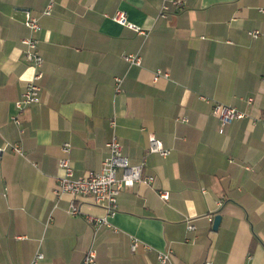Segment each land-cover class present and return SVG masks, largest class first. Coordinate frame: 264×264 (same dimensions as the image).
Returning a JSON list of instances; mask_svg holds the SVG:
<instances>
[{
    "label": "crops",
    "instance_id": "1",
    "mask_svg": "<svg viewBox=\"0 0 264 264\" xmlns=\"http://www.w3.org/2000/svg\"><path fill=\"white\" fill-rule=\"evenodd\" d=\"M48 2L0 0V264L37 253L40 264H82L91 247L97 264H158L168 249L172 264H264V38L248 37L264 35V0H187L166 19L163 0H56L44 16ZM118 11L146 36L117 24ZM27 12L41 26L44 75L40 102L17 114L34 73L21 43ZM160 70L168 77L153 81ZM215 102L247 117L221 130ZM112 119L125 157L154 182L125 188L110 226L94 231L86 218L104 210L87 199L81 216L67 213L71 197L54 194L58 162L69 143L75 176L100 171ZM151 136L168 156L148 153ZM131 238L151 250L132 252Z\"/></svg>",
    "mask_w": 264,
    "mask_h": 264
},
{
    "label": "built area",
    "instance_id": "2",
    "mask_svg": "<svg viewBox=\"0 0 264 264\" xmlns=\"http://www.w3.org/2000/svg\"><path fill=\"white\" fill-rule=\"evenodd\" d=\"M163 4L160 10V16L162 18H168L172 10L183 11L187 5V0H163ZM56 0H49L46 9L43 11L44 16L52 15L53 9L55 7ZM113 20L128 29L134 30L142 36H146L147 31L143 30L135 24H131L128 21L127 16L124 12L118 11ZM24 26L29 30L30 36L22 40L23 53L25 59L30 64L31 68L34 70L32 78L29 80L21 99L16 102L15 107L17 114L22 113L26 108L31 105L38 104L40 102V81L43 79V64L44 59L40 54L38 41L35 39L34 35L39 33L41 26L39 24V19L32 16L29 12L25 15ZM248 37L251 39L264 38V35L258 30H252L248 32ZM125 61L131 66H140L141 59L138 55H124ZM161 77H168V74L163 73L161 70L154 74L153 81L158 82ZM115 92L119 93L121 91L122 79H115ZM253 99H248L247 104L253 105ZM212 115L218 118L220 122L221 130L228 126L231 122L235 120H243L247 115L244 112H240L238 109L232 106H226L221 103L215 102L213 104ZM178 121L188 122L185 118H178ZM262 124H264V117L258 118ZM12 122L16 125H20L21 122L18 116L12 117ZM110 130L111 138L106 143V157L104 158L101 169L98 172H89L85 177H77L72 169L71 162L69 159V154L71 152V146L69 143L63 144L61 151L63 157L59 160L58 166L61 170V175L57 179V186L54 190L56 197L62 195H68L71 197L70 207L67 213L70 216L77 217L81 216L79 202L85 201L87 199L91 200L92 205L102 208L105 212V216H87L88 223L92 226L94 231H98L104 226H110L108 219L113 217V215L118 210V198L122 194L125 188H132L140 182L147 186L152 185L154 182V177L143 179V169L145 167V162L138 165H132L129 160L124 155V149L116 135L117 123L114 119L110 120ZM149 150L148 153H156L161 157H166L170 154V150L164 148L160 141H158L154 136L149 139ZM12 149L17 154H22L21 148L18 146H13ZM5 148H0V157L3 155ZM120 174V175H119ZM160 197L163 200L168 198V193H160ZM210 222H213V218H209ZM188 231H194L195 226H192L189 222ZM141 247L146 251H150L151 248L140 242L135 238H131V251L136 252ZM157 262L158 264H172V250L158 251L157 252ZM82 260V264H97V254L93 247H91L85 254ZM30 264H40L43 259V255L37 253ZM203 264H212L211 261L205 262Z\"/></svg>",
    "mask_w": 264,
    "mask_h": 264
},
{
    "label": "water",
    "instance_id": "3",
    "mask_svg": "<svg viewBox=\"0 0 264 264\" xmlns=\"http://www.w3.org/2000/svg\"><path fill=\"white\" fill-rule=\"evenodd\" d=\"M220 221H221V215L220 216H216L213 220V230L214 231H217L218 228H219V224H220Z\"/></svg>",
    "mask_w": 264,
    "mask_h": 264
}]
</instances>
